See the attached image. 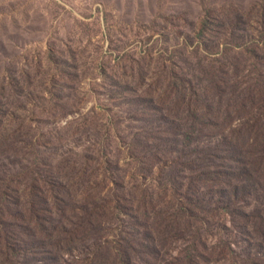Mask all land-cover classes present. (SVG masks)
Instances as JSON below:
<instances>
[{
	"label": "rangeland",
	"instance_id": "obj_1",
	"mask_svg": "<svg viewBox=\"0 0 264 264\" xmlns=\"http://www.w3.org/2000/svg\"><path fill=\"white\" fill-rule=\"evenodd\" d=\"M0 264H264V0H0Z\"/></svg>",
	"mask_w": 264,
	"mask_h": 264
},
{
	"label": "trees",
	"instance_id": "obj_2",
	"mask_svg": "<svg viewBox=\"0 0 264 264\" xmlns=\"http://www.w3.org/2000/svg\"><path fill=\"white\" fill-rule=\"evenodd\" d=\"M129 247V246H128Z\"/></svg>",
	"mask_w": 264,
	"mask_h": 264
}]
</instances>
